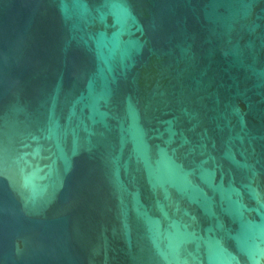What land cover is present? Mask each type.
Returning a JSON list of instances; mask_svg holds the SVG:
<instances>
[{"label": "water", "instance_id": "1", "mask_svg": "<svg viewBox=\"0 0 264 264\" xmlns=\"http://www.w3.org/2000/svg\"><path fill=\"white\" fill-rule=\"evenodd\" d=\"M0 264H264V0H0Z\"/></svg>", "mask_w": 264, "mask_h": 264}]
</instances>
